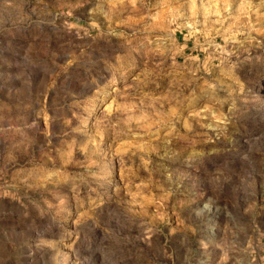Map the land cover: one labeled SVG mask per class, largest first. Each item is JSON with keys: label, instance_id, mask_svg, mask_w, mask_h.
Wrapping results in <instances>:
<instances>
[{"label": "rangeland", "instance_id": "rangeland-1", "mask_svg": "<svg viewBox=\"0 0 264 264\" xmlns=\"http://www.w3.org/2000/svg\"><path fill=\"white\" fill-rule=\"evenodd\" d=\"M0 264H264V0H0Z\"/></svg>", "mask_w": 264, "mask_h": 264}]
</instances>
